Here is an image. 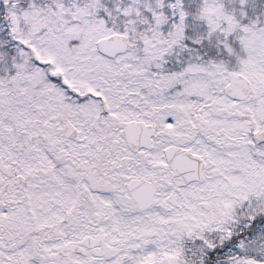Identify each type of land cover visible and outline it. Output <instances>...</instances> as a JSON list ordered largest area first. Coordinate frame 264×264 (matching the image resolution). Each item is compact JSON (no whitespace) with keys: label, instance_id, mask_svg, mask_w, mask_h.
Returning <instances> with one entry per match:
<instances>
[{"label":"snow or ice","instance_id":"snow-or-ice-1","mask_svg":"<svg viewBox=\"0 0 264 264\" xmlns=\"http://www.w3.org/2000/svg\"><path fill=\"white\" fill-rule=\"evenodd\" d=\"M0 264H264V0H0Z\"/></svg>","mask_w":264,"mask_h":264}]
</instances>
